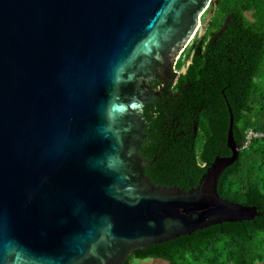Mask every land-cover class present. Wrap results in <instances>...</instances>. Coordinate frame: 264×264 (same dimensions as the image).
I'll use <instances>...</instances> for the list:
<instances>
[{
    "label": "water",
    "instance_id": "obj_1",
    "mask_svg": "<svg viewBox=\"0 0 264 264\" xmlns=\"http://www.w3.org/2000/svg\"><path fill=\"white\" fill-rule=\"evenodd\" d=\"M213 3L0 0V264H127L263 215L219 191L241 153L230 105L231 154L197 186L146 173L143 110L161 95L150 82L172 73Z\"/></svg>",
    "mask_w": 264,
    "mask_h": 264
},
{
    "label": "trees",
    "instance_id": "obj_2",
    "mask_svg": "<svg viewBox=\"0 0 264 264\" xmlns=\"http://www.w3.org/2000/svg\"><path fill=\"white\" fill-rule=\"evenodd\" d=\"M209 28L210 35L191 45L192 63L181 79L183 102L190 105L172 116V126L180 118L183 131L190 135L181 140L182 130H167L164 143L159 132L163 118L150 116L152 129L144 147L152 153L146 154V173L157 184L197 186L218 154H231L227 145L230 105L241 153L223 175L219 191L226 199L259 207L263 215L151 245L131 259H163L169 264L264 263V0H219ZM180 65L184 67L186 61ZM250 130L262 136L244 148Z\"/></svg>",
    "mask_w": 264,
    "mask_h": 264
},
{
    "label": "flooded vegetation",
    "instance_id": "obj_3",
    "mask_svg": "<svg viewBox=\"0 0 264 264\" xmlns=\"http://www.w3.org/2000/svg\"><path fill=\"white\" fill-rule=\"evenodd\" d=\"M216 6H217V4H216V0H215L214 3L212 4V6L209 8V10L206 12V14L208 12H210ZM199 32H200V30H199ZM199 32H198V34H199ZM198 34H197V36H198ZM208 35H210L209 26H208L207 30L205 31V33L200 38H197V39L202 40L203 38H205ZM197 39L195 38L193 43ZM191 45L185 49L183 54H181L180 58L176 62V65L174 66L172 73L169 76H167L164 80L153 79L150 82L151 87L153 89L159 90L161 92V95L154 96L153 101H151L144 108L143 118L145 119L146 124L148 125L147 131L152 129V123H148V118L150 116L156 117L157 120H159V118H163L162 124L160 125L159 132H160V134H162V140L164 143L168 137L167 136V130H174V129L175 130H179V129L182 130L181 140L187 139L188 136L190 135L189 134L190 132L186 133L185 131H183V128H185V125L181 123L182 121L180 118H179L178 124L174 127L172 126V118H173L172 116L174 114H178L179 112H183V110L186 107H188L187 105H190L189 104L190 101L186 100V102H185L186 104H184V102H183L184 93L182 92L181 79H182V76L186 74L188 67L192 63V57L188 58L189 54H190ZM183 61H186V65L184 67H181L180 64ZM187 87H188V85H187ZM223 93H224V91H223ZM165 116H166V118H165ZM198 129H199V124L196 123L195 124V131H196L195 137H197ZM148 138H150L149 135L147 136V139ZM146 140H145V142H146ZM144 145H145V143H144ZM144 145L142 147V153H143L144 157L146 158V154L148 155V154L152 153L151 152L152 150H151V148H148L147 146L144 147ZM218 155H221V153ZM221 156H223V155H221ZM157 158H158L157 156L154 157V161H156ZM148 166H149V163L147 161V168H148ZM146 171H147V169H146Z\"/></svg>",
    "mask_w": 264,
    "mask_h": 264
},
{
    "label": "rangeland",
    "instance_id": "obj_4",
    "mask_svg": "<svg viewBox=\"0 0 264 264\" xmlns=\"http://www.w3.org/2000/svg\"><path fill=\"white\" fill-rule=\"evenodd\" d=\"M215 12H216V7H214L210 12H208L201 18L202 24H201L200 32L198 36L196 37V39L200 38L205 33V31L207 30L209 26L210 21L215 15ZM130 264H169V263L163 259L149 258V259L141 260V259L132 257V259H130ZM260 264H264V263H260Z\"/></svg>",
    "mask_w": 264,
    "mask_h": 264
},
{
    "label": "built area",
    "instance_id": "obj_5",
    "mask_svg": "<svg viewBox=\"0 0 264 264\" xmlns=\"http://www.w3.org/2000/svg\"><path fill=\"white\" fill-rule=\"evenodd\" d=\"M262 135L253 131V130H250L248 132V135H247V142L244 144V148H248L249 144L251 143V141L254 139V138H258V137H261Z\"/></svg>",
    "mask_w": 264,
    "mask_h": 264
}]
</instances>
